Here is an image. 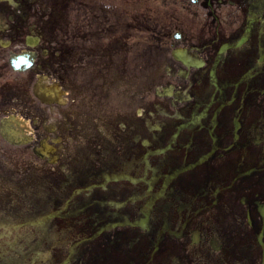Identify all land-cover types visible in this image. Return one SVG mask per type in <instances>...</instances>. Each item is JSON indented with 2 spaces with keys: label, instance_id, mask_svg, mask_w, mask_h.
<instances>
[{
  "label": "flooded vegetation",
  "instance_id": "af4514ba",
  "mask_svg": "<svg viewBox=\"0 0 264 264\" xmlns=\"http://www.w3.org/2000/svg\"><path fill=\"white\" fill-rule=\"evenodd\" d=\"M77 3L92 40L65 38L63 52L91 41L128 46L141 29L162 80L133 111L81 117L65 111L70 100L43 104L34 87L54 80L53 40L36 33L37 19L19 17L42 3L0 0V138L47 165L61 159L60 216L35 225L14 216L6 231L0 218V264H264V0ZM27 51L36 66L14 70L11 57ZM20 110L31 141L17 146L1 126ZM49 179L41 169L37 182L46 188Z\"/></svg>",
  "mask_w": 264,
  "mask_h": 264
},
{
  "label": "rangeland",
  "instance_id": "374dc122",
  "mask_svg": "<svg viewBox=\"0 0 264 264\" xmlns=\"http://www.w3.org/2000/svg\"><path fill=\"white\" fill-rule=\"evenodd\" d=\"M41 1L39 12L20 14L19 17L31 21L37 19V29L44 31L53 40L48 39L54 45L51 47L52 58L48 62V70L52 74L56 72L57 75L64 77L63 85L70 92V105L65 111H77L83 117L85 114L91 115L105 110L108 113L109 104H112L111 108L126 105L129 109H134L138 106L141 95H145L146 100L152 98L155 85L162 80L156 72H151V59L157 47L141 39L144 35L141 29L132 30L128 36L130 40L128 46L120 47L113 43L108 47L97 48L91 42L86 46L65 47L63 52L61 44L65 43V38H73L79 42H83L84 38L92 40L90 35L95 27L89 26V19L80 18L76 14L78 12L75 8L80 5L77 3L78 0H61V8L59 0ZM115 7L114 5V13H117L119 9L116 10ZM93 9L94 7L88 14L92 13ZM100 10L98 5V13ZM53 25L56 26L55 29ZM120 31L121 28L114 31L113 39L120 37ZM25 111L20 110L16 114L20 115L22 120L28 119ZM56 118L59 119L57 116ZM30 164L36 168L44 166L26 151L8 148L0 141V217L2 219L9 220L13 216L14 205H18L19 208L25 205L24 202L19 203V201L41 200L33 198L35 197L33 188L36 187L28 185L36 184L37 181L33 179L29 182V174L28 179L25 180L20 176V168L27 170ZM35 174L36 172L32 173L33 176ZM48 192L50 200L60 196L61 183L58 177L51 176ZM36 202L26 203L25 207L32 208L35 212Z\"/></svg>",
  "mask_w": 264,
  "mask_h": 264
}]
</instances>
